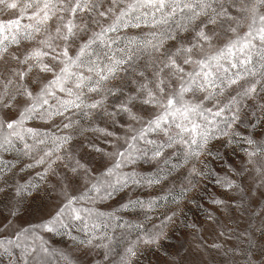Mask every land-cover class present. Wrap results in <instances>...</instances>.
Returning a JSON list of instances; mask_svg holds the SVG:
<instances>
[{"label": "clouds", "instance_id": "1", "mask_svg": "<svg viewBox=\"0 0 264 264\" xmlns=\"http://www.w3.org/2000/svg\"><path fill=\"white\" fill-rule=\"evenodd\" d=\"M222 2L242 17L239 24L241 30H247L251 25L255 31L260 26V17L264 16V0ZM25 7L26 4L21 11ZM72 47L75 49L76 44ZM205 51L211 49L206 46ZM117 81L124 88L123 96L119 92L111 95L102 92L103 103L93 110L72 111L65 113L63 118L48 116V109L37 111L29 120L43 123L30 127L35 130L34 133L25 132L23 138L11 136V130L7 128L0 129V137L10 138L11 149L17 152L16 163L7 170H0V235H16L27 228L29 233L35 232L42 240L47 236L64 249L61 254L64 264H121L122 258L128 257L129 248L135 250V255L143 253L141 264H264V208L257 211L258 206L264 204V123H261L264 113L254 111L246 102H242V114H253L242 120L225 116L223 122H214L205 141L191 144L175 139L169 145L167 136H163L162 140L158 137L157 144L149 146L148 151L139 158L131 162L121 160L119 172L122 176H130L133 172L139 175L138 169L163 167L165 175L161 176L159 182L132 183L129 179L127 183L108 187L103 182L105 169L115 164L120 151H127L129 137H138L147 115L151 114L139 100L137 106L128 111L118 106L127 102L131 85L121 81L118 76L105 87ZM41 83V80H35L32 87H38ZM86 95L91 98L93 93L86 92ZM199 95L202 94L189 97V100L205 107H216L222 106L221 101L226 99L218 95L211 101L200 100L197 98ZM26 100V96L22 99L14 96L9 106L15 112L18 108L23 109ZM0 105H3L2 98ZM4 110V107H0V119ZM68 120L72 121V128L65 129L62 124ZM48 126L54 131L46 134L39 130ZM69 133L72 139L57 147L52 136ZM185 138L190 140L187 134ZM15 141L21 142L22 147L17 148ZM155 147L160 148L161 156L153 155ZM173 173L177 174L173 180L179 179L181 183L178 198L154 207H147L149 201H141L138 195L133 199L138 189L159 185L161 181L173 177ZM25 176L34 177L27 191L20 187ZM213 179L214 197L218 194L223 201L212 198L210 203L223 202L233 218H244L245 221L239 225V232L232 230L220 234L230 241L223 246L204 241L198 234L188 239L187 228L194 225L186 226L180 218L187 204L195 202L196 211L199 210V202L207 195L201 184L203 181L211 183ZM115 180L113 177L114 183ZM226 186L227 191H223ZM81 196L84 198L81 199ZM124 199L126 203L130 200L142 202L129 207L141 210L143 220L131 227H123L130 229V232L118 236L113 246L112 235L101 230L111 225L93 228V218L83 209L112 208ZM233 200L242 203L232 208L230 202ZM73 208L80 211L81 219L75 218ZM43 225H50L53 231H46ZM29 240L33 243L31 236ZM126 241L129 246L124 248V255L118 256L117 247ZM101 249L104 250L103 257L100 256Z\"/></svg>", "mask_w": 264, "mask_h": 264}, {"label": "snow or ice", "instance_id": "2", "mask_svg": "<svg viewBox=\"0 0 264 264\" xmlns=\"http://www.w3.org/2000/svg\"><path fill=\"white\" fill-rule=\"evenodd\" d=\"M36 3L37 0H32L26 3L25 8H33ZM0 6L15 10L18 4L14 0H0ZM52 9L55 12L50 17ZM39 11L43 15L36 16L34 13L37 23L53 20L54 33L40 39L39 47L32 51L28 52L26 48V54L22 53L23 59L12 57L26 69L13 74L26 83L16 84L9 89L8 85L13 84V80L8 79L4 90L0 91V98L3 99L0 107L5 109L0 119V129L7 128L11 130V136L23 138L25 132L34 133L35 130L26 127L25 122L32 119L37 111L48 109V116L63 118L65 113L72 111L93 110L103 103L102 92L109 95L119 92L123 96L124 88L120 81L105 87L110 80L119 76L131 87L128 88L127 102L118 106L128 111L134 109L139 100L151 114L147 115L138 137H129L127 151H120L115 164L105 169L103 182L108 187L127 183L129 179L132 183L155 184L162 178L159 175L142 176L135 172L122 176L119 172L121 160L131 162L147 152L149 146L157 144L158 140L148 139L147 133H162L168 137L169 145L175 139L196 144L205 141L211 126L214 122H223V117L242 120L252 115L242 114V102H246L254 111L264 113V16L260 17V26L254 31L251 25L247 30H241L239 24L242 17L233 14L232 8L226 7L222 0H57V3L44 0L43 8ZM149 15L153 17L151 23L156 27L150 28L143 39L109 35L117 33L121 27L141 29L139 21L144 18L147 23ZM157 15L159 19L155 18ZM70 16L74 18H67ZM133 19L137 23H131ZM77 20L81 22L77 23ZM169 21L175 22L174 28ZM19 24L18 19L0 22V34L5 30L10 31L13 26L19 27ZM24 27L34 28L37 33L41 31L40 27L31 24ZM180 33L186 35L181 37ZM24 38L37 39L30 32ZM7 39L6 36L0 38V45ZM12 42L19 43L15 36ZM73 44H76L75 49ZM206 46L211 51H205ZM0 61L8 64L7 59L0 58ZM148 71L150 75L146 74ZM35 80L42 83L32 87ZM86 92L93 93L91 98ZM198 93L202 94L197 97L200 100L211 101L218 95L226 99L221 101L222 106L205 107L189 100ZM14 96L21 99L28 97L23 109L18 108L15 112L9 106ZM54 101L57 103L54 104ZM62 127L72 128V121H66ZM185 134L190 136V140L185 138ZM52 139L60 147L72 139V134L53 135ZM140 142H143V146ZM11 143L10 138L0 137V150H10ZM153 155L161 156L160 148H153ZM2 164L3 161H0ZM113 177L116 178L115 183ZM20 187L21 190L25 188L24 185ZM140 204L141 201L130 200L121 207ZM146 206L154 207L155 203L149 201ZM72 211L76 219H81L77 208ZM83 211L93 218V228L101 225L105 228L109 225L117 228L132 226L114 223V213H105L97 208H84ZM42 227L46 231H53L50 225ZM16 236L15 240H0L3 253L11 255L10 249L15 247L22 250L27 264H48L46 257L51 253L38 234L29 233L25 228L18 231ZM29 236L33 239L32 244L27 243ZM36 240H39L38 244ZM127 252L128 257L122 258L121 264H131L129 258L135 255V250L129 248Z\"/></svg>", "mask_w": 264, "mask_h": 264}, {"label": "rangeland", "instance_id": "3", "mask_svg": "<svg viewBox=\"0 0 264 264\" xmlns=\"http://www.w3.org/2000/svg\"><path fill=\"white\" fill-rule=\"evenodd\" d=\"M9 2H13V0H9ZM18 4L17 9L15 10H9L4 8L3 6H0V22H6L9 19H18L20 24L19 27L13 26L12 29L5 30L2 34H0V38L6 36L8 39L4 40L3 44L0 45V58L7 59L8 64L4 65L2 61H0V91L4 90V84L7 82L8 79L13 80V84L8 85L9 89H12L14 85L16 84H25V80H18L16 76L13 74L17 70H26L24 66L18 65L16 63L15 59H12L13 56L17 57L18 59H23L22 53H25V49L27 48L28 52L32 51L33 48L39 47L38 41L40 39H43L45 35L47 34H53L55 23L53 20L45 21L43 24H38L36 18L34 17V13L36 16H42L43 12L39 11V9L43 8V2L44 0H37V3L34 5L33 8L27 9L23 8L21 11V8L26 3H31L32 0H14ZM53 3H57V0H53ZM108 5L106 4L105 7ZM144 11V10H142ZM55 12V9H52L49 12L50 17ZM233 14H235L233 12ZM81 17L83 18V15L81 14ZM67 18H74V17H67ZM156 19H159V15L155 17ZM127 19V17H126ZM177 19H180L179 16H177ZM148 22H144V18H141L139 23L141 24V29H143V32L141 29L136 28H124L121 27L117 33L115 34H109V35H120L121 37H124L125 35L131 37L136 36L139 39H143L144 35L150 30V28L156 27L154 24H152L153 17L149 15L147 17ZM77 23L81 22L80 20L76 21ZM131 23H137L135 19L131 21ZM169 23L172 25V27H175L174 21H169ZM33 25L40 27L41 31L39 33L34 31V28H25L26 25ZM32 33L37 39L36 41L29 40L27 38H24L27 36L28 33ZM181 37H184L186 33H180ZM15 36L16 40L19 41V43H13L12 39ZM119 43V42H118ZM171 43V42H168ZM147 75H150V71L146 72ZM31 87V86H30ZM37 123H43L42 121H33V120H27L25 122L26 127H33ZM40 131L45 133H51L54 131V129H51L50 126L48 127H41L39 128ZM148 139H157L158 137L162 140L163 134L162 133H147L146 134ZM16 147H22V143L19 141H15ZM141 146H143V142H141ZM17 155V152L15 149H10L8 151L0 150V161H3V164L0 165V168H3L4 170H7L8 167L16 163L15 157ZM175 162V160H174ZM140 172V175L142 176H163L165 175V171L163 170V167L161 168H152V169H145L141 168L138 169ZM176 173H173V177H169V180L161 181V184L156 185L152 188H144L142 190L138 189L137 193L133 195V199L138 198L141 201H153L155 205H159L161 203H164L166 201H169L174 198H178V193L180 191L181 183L179 179L173 180V178L176 176ZM34 177L33 176H25L24 179L21 180V184L25 186V191L28 190V186L33 182ZM173 181V182H170ZM202 189H206L207 195L199 202L198 208L199 210L196 211L197 204L194 202L193 204H187L186 207L183 208V211L181 212V220L185 222V225H194V227H188V239H191L193 235H197L202 238L204 241H207L209 243H216L219 246H223L226 242L230 243V241H226L224 236H221L220 234L222 232H230L232 230H235L236 232H239L241 229L239 225L244 224V218L236 219L233 218L230 215V211L224 207L223 202L220 204H211L210 200L212 198L220 199L223 201V197L219 196L218 194L214 197V190H215V179L211 183L208 181H203L201 184ZM223 191H227V186ZM126 199L121 200L120 203L115 204L112 208H98L99 211L105 212V213H114L116 216L115 222L121 225H136L140 223L143 220V215L141 214V210L139 209H133L131 207L128 208H122L121 205L123 203H126ZM232 208H235V206L238 203H242L238 200H233L230 202ZM262 208H264V204L258 206L257 211H260ZM239 216V214H237ZM249 223H252V221H249ZM26 227V226H25ZM104 231H107L110 233L113 237V246L116 245V238L120 236L122 233H125L126 231L130 232L129 230H126L123 227L117 228L114 226H111L107 229H101ZM98 230V231H101ZM132 239H134V235L131 236ZM17 239L16 235L12 236H2L0 235V240H15ZM58 239V238H57ZM43 240L45 241V247L48 248L49 252L51 253L50 256H47L46 259L48 261V264H64L63 260L61 259V254L64 252V249L60 247L58 244H55L52 240H49L47 236L43 237ZM28 244H31L32 241H27ZM128 242L126 241L123 245L117 247V253L118 256L124 255V248L128 247ZM11 255L3 253L2 250H0V264H27L24 256L22 255V250L19 248H11ZM104 250H100V256L103 257ZM131 264H141V262L144 260L143 253H137L134 256H131L130 258Z\"/></svg>", "mask_w": 264, "mask_h": 264}]
</instances>
